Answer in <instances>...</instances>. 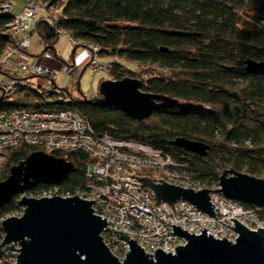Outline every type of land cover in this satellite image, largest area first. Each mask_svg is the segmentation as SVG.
<instances>
[{
	"label": "trees",
	"instance_id": "obj_1",
	"mask_svg": "<svg viewBox=\"0 0 264 264\" xmlns=\"http://www.w3.org/2000/svg\"><path fill=\"white\" fill-rule=\"evenodd\" d=\"M247 10L263 13L264 0H64L54 24L43 18L36 23L35 31L45 43L42 54L67 63L56 48L59 30H67L75 39L100 45L102 56L168 69L170 74L153 76L141 88L178 98L187 107L162 109L139 120L105 101L101 93L93 100L76 99L69 88L61 89L66 100L53 104L40 99L30 86H22L1 99L0 112L70 106L86 114L98 134L148 143L178 160L189 157L196 176L211 183H218L229 165L264 175V74L250 73L245 64L247 58L264 60V43L243 19L241 12ZM11 19L0 16V52L8 44L3 34ZM78 47L74 46L70 60ZM112 64L110 73L117 80L134 72L121 61ZM229 78L244 83L237 86ZM215 132H220L221 140ZM181 136L208 143L210 152L200 156L173 145ZM248 142L256 146L247 147ZM40 151L32 145L10 148L0 181L13 166ZM52 154L71 162L73 170L59 184H38L27 195L37 196L54 186L72 193L84 189L93 159L82 151ZM20 197L0 208V239L3 219L23 209Z\"/></svg>",
	"mask_w": 264,
	"mask_h": 264
},
{
	"label": "built area",
	"instance_id": "obj_2",
	"mask_svg": "<svg viewBox=\"0 0 264 264\" xmlns=\"http://www.w3.org/2000/svg\"><path fill=\"white\" fill-rule=\"evenodd\" d=\"M63 2L26 0L24 10L19 14L13 13L11 0H3L0 4V16H12L4 30L8 44L0 52V73L4 74L0 82V101L16 93L22 86H30L45 102L58 104L66 100L55 79L62 72L73 73L76 63L70 60L69 64L55 69L29 56L31 35L38 19L43 18L54 24V17L60 14ZM60 37H65L73 47L79 45L87 48V65L94 70L113 69V61L101 63L103 56L100 45L75 39L64 29L59 30ZM1 70L17 75L11 76ZM39 77L46 78L45 86H40ZM24 145L38 146L47 153L82 151L93 159L84 189L72 193L54 186L34 197L79 195L87 200H95V213L108 220L102 233L104 241L121 260L126 257L130 247L126 240L120 238L118 230L128 232L129 237L136 240L147 253L155 254L159 248L176 253L178 245L186 244L184 238L168 233H174L171 224L179 225L195 235L202 234L205 228L209 230L208 234L231 241L238 238L236 222L231 218L252 230L264 228V208L247 206L216 190L221 188L220 183L212 184L196 176L189 157L178 160L171 153L148 143L116 139L109 133L98 134L88 116L77 108L63 106L50 110L19 107L0 112V175L9 149ZM133 176L148 177L156 183H162V179L169 184L197 191L210 189L216 218L184 199L172 205L158 202L154 191ZM11 252L6 251L0 264H17L18 255L11 261Z\"/></svg>",
	"mask_w": 264,
	"mask_h": 264
},
{
	"label": "water",
	"instance_id": "obj_3",
	"mask_svg": "<svg viewBox=\"0 0 264 264\" xmlns=\"http://www.w3.org/2000/svg\"><path fill=\"white\" fill-rule=\"evenodd\" d=\"M245 64L250 73L264 74V60L247 58ZM141 86V81L132 77L108 79L101 83L100 93L105 101L139 120L162 109L187 107V103L178 98L146 92ZM172 144L200 156L210 152L208 143L183 136L174 139ZM73 168L66 159L40 151L13 166L9 176L0 181V208L20 195L19 203L24 209L21 216H8L1 223L4 234L0 242V259L6 251H17V264H264V228L252 230L235 218L231 219L236 222V241L216 238L205 228L202 234L195 235L171 224L174 233H168L186 240V244L176 247V253L159 248L155 254H149L129 237L128 232L118 230L120 238L130 247L121 260L104 241L102 233L108 220L95 213V200L79 195H27L38 184H59ZM133 177L152 189L158 202L172 205L184 199L216 218L208 188L197 191L162 179V183H156L148 177ZM219 183L221 188L216 190H221L225 196L264 208V178L229 168L221 173Z\"/></svg>",
	"mask_w": 264,
	"mask_h": 264
},
{
	"label": "rangeland",
	"instance_id": "obj_4",
	"mask_svg": "<svg viewBox=\"0 0 264 264\" xmlns=\"http://www.w3.org/2000/svg\"><path fill=\"white\" fill-rule=\"evenodd\" d=\"M13 4V13L19 14L22 13L26 4V0H11ZM243 15V19H246L248 21V24L251 27V32L254 36H257L262 39L264 43V11L263 13L258 11H243L241 12ZM56 48L58 50L59 55L66 60L67 63H62L59 61L55 56L50 55L48 53H43L45 49V43L40 37L39 33L37 31H34V33L31 35V47H30V57L31 59H35L37 62H39L40 59H52L53 61H59L62 64H69L70 59L72 57V51H73V45H71L68 40L65 37H60L59 41L57 42ZM89 56V50L83 46H79L76 52V55L74 57L75 62L77 65L80 66V68L75 73H66L62 72L60 73V76H58L55 81L57 83V86L59 89H66L69 88L71 90L73 98L76 99H84L87 98L88 100H93L96 97L100 95V85L102 81L108 80V79H114L115 76L110 73L107 69H98L94 70L93 67L88 66L87 67V59ZM108 61H121L123 62L126 67L130 70H133L134 72H128L127 77L136 78L141 81V83H146L147 80H149L153 76H159V75H168L170 74L169 70L166 68H163L159 66V64H141L137 62H129L123 58H120L115 55H104L101 59V63L105 64ZM2 73H0V78L2 77ZM40 86L43 87L46 84V78L45 77H39ZM228 82L232 84H236L237 86L244 83L241 79H235V78H229L227 79ZM35 81V80H34ZM144 91V90H143ZM67 100H70V97L67 98ZM211 132L212 130H208ZM217 139H222L220 132H215ZM247 147H255L254 143H246ZM234 168L237 171L248 173L250 175H254L260 178H264V175L262 172H257L256 174H252V171H249L247 169L244 170H238L235 167L229 165L225 169ZM224 169V170H225ZM223 170V171H224ZM212 184H215L214 182ZM24 212V209L16 212L15 216H21ZM16 247L19 248V245L16 244ZM17 251H12L10 253V257L12 258L11 261L15 260Z\"/></svg>",
	"mask_w": 264,
	"mask_h": 264
},
{
	"label": "crops",
	"instance_id": "obj_5",
	"mask_svg": "<svg viewBox=\"0 0 264 264\" xmlns=\"http://www.w3.org/2000/svg\"><path fill=\"white\" fill-rule=\"evenodd\" d=\"M30 53H31V51H30ZM73 61L75 62V60H73ZM39 62L42 63L43 65L50 66V67L55 68V69H59L62 65V63H60L59 61H56V60L53 61L52 59L50 60V58L49 59H43L42 58L39 60ZM79 68H80V66L77 65V63H76V67H75L73 73L77 72V70ZM3 79H4V74L0 78V82L3 81Z\"/></svg>",
	"mask_w": 264,
	"mask_h": 264
}]
</instances>
